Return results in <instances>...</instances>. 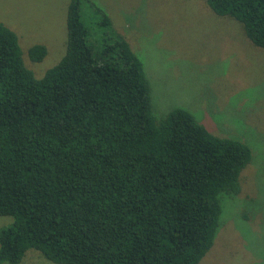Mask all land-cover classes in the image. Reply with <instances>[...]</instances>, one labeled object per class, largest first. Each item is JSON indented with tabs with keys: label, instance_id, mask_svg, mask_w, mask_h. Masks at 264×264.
Here are the masks:
<instances>
[{
	"label": "trees",
	"instance_id": "1",
	"mask_svg": "<svg viewBox=\"0 0 264 264\" xmlns=\"http://www.w3.org/2000/svg\"><path fill=\"white\" fill-rule=\"evenodd\" d=\"M205 1L264 49V0ZM65 29L36 77L0 21V215L13 216L0 264L29 248L60 264H198L250 146L183 107L156 118L141 59L96 0H69Z\"/></svg>",
	"mask_w": 264,
	"mask_h": 264
},
{
	"label": "rangeland",
	"instance_id": "2",
	"mask_svg": "<svg viewBox=\"0 0 264 264\" xmlns=\"http://www.w3.org/2000/svg\"><path fill=\"white\" fill-rule=\"evenodd\" d=\"M96 1L141 59L156 118L183 107L212 133L251 148L241 190L224 199L221 224L198 264H264V49L239 21L216 14L205 0ZM68 3L0 0V21L15 32L36 77L65 52ZM35 43L46 47L39 61L27 54ZM12 222L13 216L0 215V228ZM18 264L60 263L29 248Z\"/></svg>",
	"mask_w": 264,
	"mask_h": 264
}]
</instances>
